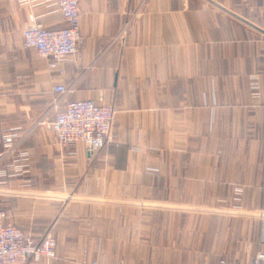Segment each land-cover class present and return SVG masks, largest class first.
<instances>
[{
    "label": "crops",
    "instance_id": "crops-1",
    "mask_svg": "<svg viewBox=\"0 0 264 264\" xmlns=\"http://www.w3.org/2000/svg\"><path fill=\"white\" fill-rule=\"evenodd\" d=\"M50 10L0 0L5 223L52 234V264L264 253V0H80L83 44L54 68L23 41L32 13L65 26ZM86 100L116 110L93 154L62 147L47 126Z\"/></svg>",
    "mask_w": 264,
    "mask_h": 264
},
{
    "label": "built area",
    "instance_id": "built-area-1",
    "mask_svg": "<svg viewBox=\"0 0 264 264\" xmlns=\"http://www.w3.org/2000/svg\"><path fill=\"white\" fill-rule=\"evenodd\" d=\"M20 6L31 9L45 6L50 13H60L65 26L49 29L40 22V16L30 14V26L23 34L24 46L35 50L46 59L51 67H56L74 56L83 44L80 34V0H11ZM55 92L62 95L68 90L58 85ZM116 110L114 106L97 103L93 100L76 101L67 104L66 109L58 113L47 126L56 135L62 147L76 143L85 144L93 154L101 150L109 141ZM22 158H26L23 155ZM6 213L0 212V264H32L43 260L52 264L57 257L56 241L52 234L41 239L27 236L13 224L5 223ZM258 218L262 221V243L264 244V210ZM89 264H98L92 261ZM218 264H264V253L258 252L253 261L233 262L221 258Z\"/></svg>",
    "mask_w": 264,
    "mask_h": 264
},
{
    "label": "rangeland",
    "instance_id": "rangeland-1",
    "mask_svg": "<svg viewBox=\"0 0 264 264\" xmlns=\"http://www.w3.org/2000/svg\"><path fill=\"white\" fill-rule=\"evenodd\" d=\"M256 218H258V214H256L255 216ZM259 219V218H258ZM260 220V219H259ZM262 223V222H261ZM261 223H260V226H259V235H258V238H257V243L259 244V246L261 248H264V244L262 243V226H261ZM54 237V236H53ZM55 239V238H54ZM263 250V249H262ZM260 252H263V251H260ZM257 255V254H256ZM255 255V256H256ZM241 263V262H240Z\"/></svg>",
    "mask_w": 264,
    "mask_h": 264
}]
</instances>
